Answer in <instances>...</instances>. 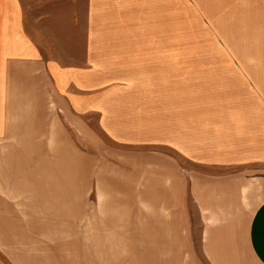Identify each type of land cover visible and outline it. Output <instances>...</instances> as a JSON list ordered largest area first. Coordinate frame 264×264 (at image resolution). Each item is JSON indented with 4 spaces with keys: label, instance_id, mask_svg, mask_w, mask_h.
I'll return each instance as SVG.
<instances>
[{
    "label": "rangeland",
    "instance_id": "obj_1",
    "mask_svg": "<svg viewBox=\"0 0 264 264\" xmlns=\"http://www.w3.org/2000/svg\"><path fill=\"white\" fill-rule=\"evenodd\" d=\"M100 1L111 33L142 52L136 78L108 81L104 97L132 117L31 105L0 142V214L41 228L29 243L52 260L83 233L148 246L161 222L178 264H261L250 229L264 201V0ZM61 149L75 156L69 198ZM21 260L0 241V264Z\"/></svg>",
    "mask_w": 264,
    "mask_h": 264
},
{
    "label": "crops",
    "instance_id": "obj_2",
    "mask_svg": "<svg viewBox=\"0 0 264 264\" xmlns=\"http://www.w3.org/2000/svg\"><path fill=\"white\" fill-rule=\"evenodd\" d=\"M98 1L0 0V142L23 127L22 118L31 105L47 100H52L59 112H101L107 121L116 116L132 117L124 110L116 115L104 97L115 92L108 81L136 78L134 63L142 52L130 45L135 42L119 40L111 33L109 20L99 18ZM100 2L104 7V0ZM60 155L61 193L69 198L78 190L70 169L74 155L68 149H61ZM23 161L29 168L41 164L30 156ZM161 226V222L155 224L148 246L145 238L144 245L137 238L134 243L130 238L112 239L109 235L91 236L87 241L88 235L83 233L71 243L72 253H60L52 260L48 253L37 251L36 240L29 243L41 228L0 214V241L6 242L22 264H178L179 255H167ZM250 230L251 249L264 264V201ZM127 250L133 252L123 255Z\"/></svg>",
    "mask_w": 264,
    "mask_h": 264
}]
</instances>
